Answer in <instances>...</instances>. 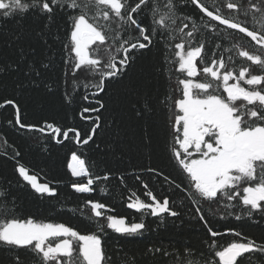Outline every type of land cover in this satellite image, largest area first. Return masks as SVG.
Returning <instances> with one entry per match:
<instances>
[{"label":"snow or ice","instance_id":"1","mask_svg":"<svg viewBox=\"0 0 264 264\" xmlns=\"http://www.w3.org/2000/svg\"><path fill=\"white\" fill-rule=\"evenodd\" d=\"M187 3L188 0H0V88L6 91L10 86L13 93L0 94V109L12 110L7 123L18 129L39 132L56 144L67 141L77 148L95 144L99 149L97 138L109 126L104 113L110 111V103L118 94L131 91L130 76L139 58L163 41L166 49L174 48L175 59H166L186 77L177 78L174 91L180 95L165 101L172 104L165 151L183 179L178 181L151 164L142 170L162 177L174 192L182 193L194 209L193 218L212 238L205 242L204 249L185 245L183 251L177 250L174 264H243L244 260L264 264L257 258V254L264 257V243L235 230H214L204 214L207 207L212 216L219 215L220 219L233 215V209L239 212L235 214L238 221L244 217L254 219L257 214L264 218V0H226L223 7L228 9L227 14L221 6L190 0L202 14L199 23L180 11ZM145 15L147 25L141 18ZM241 16L246 19H239ZM249 18L252 27L248 26ZM225 29L250 38L255 50L233 42L231 48L224 49L230 53L227 60L213 54L209 64L202 55L208 43L205 33L219 41L232 39ZM197 36L201 37L199 41ZM57 51L62 53L59 62L54 56ZM234 51L248 63L237 66ZM197 61L204 65L202 69ZM200 71L210 79L195 81ZM33 94L41 103L58 102L72 122L61 124L44 118L39 124L25 123L22 103ZM151 111V105L146 103L135 115L143 119ZM109 120L118 125L115 115ZM143 139L145 145H151L150 130L145 129ZM4 143L7 145V140ZM67 168L77 181L87 178L86 183L71 184L74 192L94 191L92 173L77 151L71 152ZM14 171L36 195L57 194L49 184L38 182L26 167L18 165ZM96 179L107 181L109 175ZM136 179L141 177L137 175ZM143 187L149 189L146 183ZM144 195L150 203L136 196L126 207L158 218V227H166L168 217L181 216L170 197L158 198L151 190ZM85 204L91 209L89 219L99 221L103 217L106 221L99 224L100 234H81L64 223L19 217L10 188L0 187V264H113L114 258L106 256L102 234L111 230L134 237L148 227L143 221L128 223L124 217L104 216V203L86 200ZM173 224L179 227L174 221ZM221 235L239 240L222 246L215 241ZM121 252L122 249L116 255ZM146 252L170 255L162 248ZM122 264L140 261L134 253H128Z\"/></svg>","mask_w":264,"mask_h":264},{"label":"trees","instance_id":"2","mask_svg":"<svg viewBox=\"0 0 264 264\" xmlns=\"http://www.w3.org/2000/svg\"><path fill=\"white\" fill-rule=\"evenodd\" d=\"M204 2L209 6H221L223 12L228 13V9L223 7L226 0H204ZM180 11L192 16L199 23L202 14L191 5L190 0L181 7ZM141 18L145 25L149 23L146 15ZM239 19L246 18L241 16ZM248 26L252 27L250 18ZM219 27L223 28V26ZM224 31L230 32L232 39L219 41L211 33H205L208 43L202 55L207 63L210 64L213 54L217 58L223 55L227 60L230 53L224 49L231 48L233 42H238L250 51L255 50L250 38L244 37L235 30ZM200 39V36L196 37L197 41ZM217 44L221 47L218 48ZM173 53L174 48L166 49L164 42L158 41L150 52L139 58L130 76L131 91H122L118 94L110 103V111L104 113L109 126H106L97 138L99 149L95 144L83 148H77L75 144L67 141L64 144H56L39 132L18 129L7 123L12 118V110L0 109V187L10 188L15 197L17 216H32L43 222L64 223L81 234H100L99 224L106 221L103 217L99 221L95 217L89 219L91 209L85 204L86 200H93L107 206L106 209L101 210L104 216L111 214L118 218L124 217L128 223L145 222L148 227L142 235L124 237L111 230H106L102 234L106 256L114 258L113 264L115 261H120L122 264L123 257L128 253H134L140 264H174L173 257L178 256L177 250L183 251L185 245L196 249L206 248L205 242L212 238L207 235L203 224L193 218L194 209H191V205L183 199V194L178 190L174 192L162 177L156 178L153 174L142 170L151 164L153 167L163 169L178 181L183 179L165 151L170 107H172L171 101L167 103L165 101L169 96L180 95L179 92L174 91L177 78H186L176 71V65L166 59V57L175 59ZM232 54L235 56V51ZM61 55L59 51L54 53L57 62ZM241 63L248 62L241 61L235 56V64L239 66ZM197 64L200 69L204 66L199 61ZM229 66L231 67L232 64L229 63ZM194 79L203 82L210 78L200 71ZM6 83L10 84V79H6ZM220 92L222 93V88ZM0 94L10 96L13 93L9 86L6 91L0 88ZM146 103L151 105L152 111L141 119L135 115V112L143 110ZM22 108L25 109L22 113L24 122L28 124L42 123L44 118L55 119L61 124L72 122L58 102L41 103L35 94L25 97ZM112 115H115L118 125L111 124L109 117ZM76 123H81L78 118ZM145 129L150 130L153 136L150 146L145 145L143 139ZM5 140L8 142L7 145L4 143ZM73 150L86 160L92 173L94 191L91 193L78 194L71 188L74 182L87 181L86 177L77 181L68 171L67 164ZM16 151L19 152V156H14ZM5 152L8 153L7 156ZM18 165L26 167L30 174L36 175L38 182L49 184L57 194L52 197L36 195L15 173L14 169ZM105 174L109 175L107 181L96 179ZM137 175L141 177L140 180L136 179ZM121 176L123 180L120 179ZM144 183L149 185V189L143 187ZM148 190L153 191L161 199L164 196L170 197L174 202L172 206L181 212V216L168 217L167 226L158 227V218L142 215L126 207L130 198L135 199L136 196L150 203L148 197L144 195ZM233 212V215L220 219L219 215L212 216L208 208H204V214L214 230L221 233H227L230 229L235 230L241 232L244 237L264 243V218L257 214L254 219L244 217L238 221L235 219V214H239L238 210L233 209ZM173 221L179 227L174 226ZM233 240L239 238L232 235L215 238V241L222 246ZM149 248L166 249L170 255L165 257L160 253L146 252ZM121 249L123 252L117 256L116 253ZM0 258H3V253H0ZM257 258L264 260V257H259L258 254ZM243 264H249V261L244 260Z\"/></svg>","mask_w":264,"mask_h":264},{"label":"rangeland","instance_id":"3","mask_svg":"<svg viewBox=\"0 0 264 264\" xmlns=\"http://www.w3.org/2000/svg\"><path fill=\"white\" fill-rule=\"evenodd\" d=\"M231 83V82H230ZM245 87H247L246 85H245Z\"/></svg>","mask_w":264,"mask_h":264}]
</instances>
